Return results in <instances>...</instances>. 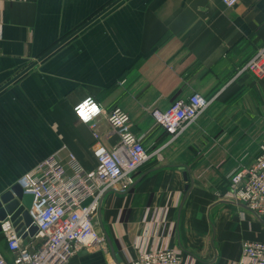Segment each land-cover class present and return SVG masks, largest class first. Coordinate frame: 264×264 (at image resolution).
<instances>
[{
	"label": "crops",
	"instance_id": "crops-1",
	"mask_svg": "<svg viewBox=\"0 0 264 264\" xmlns=\"http://www.w3.org/2000/svg\"><path fill=\"white\" fill-rule=\"evenodd\" d=\"M262 46L264 0H0V194L54 154L96 166L93 131L74 114L94 96L130 115L152 156L132 189L101 202L116 258L107 243L66 264H127L167 240L182 264H247L242 243L261 239L264 222L222 197L264 141V78L243 71ZM193 93L213 99L172 138L150 111ZM98 132L117 142L105 117Z\"/></svg>",
	"mask_w": 264,
	"mask_h": 264
},
{
	"label": "built area",
	"instance_id": "built-area-1",
	"mask_svg": "<svg viewBox=\"0 0 264 264\" xmlns=\"http://www.w3.org/2000/svg\"><path fill=\"white\" fill-rule=\"evenodd\" d=\"M239 1L224 3L233 7ZM243 71L264 78V46ZM212 99L193 93L186 99L175 100L166 110L153 109L150 113L155 124L174 138L206 110ZM81 108L88 109L86 115L81 114ZM74 114L93 131L92 148L97 164L87 169L67 151L65 162L57 154L51 155L19 178L24 194L33 197L28 211L38 231L33 237L22 238L10 218L3 220L0 235L7 252L0 247V264H66L82 251L105 246L108 242L97 227L104 196L111 191L126 192L134 184L135 173L151 159L152 154L132 130L130 115L121 107L106 111L94 96H87L74 106ZM101 117L106 118L111 133L117 136L112 147L101 141ZM222 199L246 205L264 222V141L254 162L231 175L229 189ZM240 262L264 264V235L242 243ZM127 264H182V251L167 240L139 250Z\"/></svg>",
	"mask_w": 264,
	"mask_h": 264
},
{
	"label": "water",
	"instance_id": "water-1",
	"mask_svg": "<svg viewBox=\"0 0 264 264\" xmlns=\"http://www.w3.org/2000/svg\"><path fill=\"white\" fill-rule=\"evenodd\" d=\"M183 174H184V179L186 181V185H185L186 193L183 198L180 209H182L184 202L186 201L193 186L189 169L187 168ZM134 185L135 183L127 191L132 189ZM32 200H33L32 195L24 194L23 189L19 185V183L14 184L10 188L2 192L0 194V232H1V222L7 218H10V220L13 221L19 236H22V238H26L27 236L33 237L37 233L38 228L35 224H33L32 218L28 211L29 208L31 207ZM27 228L28 231L25 232ZM104 235L107 242L111 246L113 256H115L116 254L114 247L112 246L111 240L105 231H104Z\"/></svg>",
	"mask_w": 264,
	"mask_h": 264
},
{
	"label": "clouds",
	"instance_id": "clouds-1",
	"mask_svg": "<svg viewBox=\"0 0 264 264\" xmlns=\"http://www.w3.org/2000/svg\"><path fill=\"white\" fill-rule=\"evenodd\" d=\"M87 112H88V109H86V108H81V114H82V115H86Z\"/></svg>",
	"mask_w": 264,
	"mask_h": 264
},
{
	"label": "rangeland",
	"instance_id": "rangeland-1",
	"mask_svg": "<svg viewBox=\"0 0 264 264\" xmlns=\"http://www.w3.org/2000/svg\"><path fill=\"white\" fill-rule=\"evenodd\" d=\"M97 227H99V222H97Z\"/></svg>",
	"mask_w": 264,
	"mask_h": 264
}]
</instances>
